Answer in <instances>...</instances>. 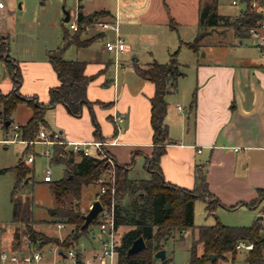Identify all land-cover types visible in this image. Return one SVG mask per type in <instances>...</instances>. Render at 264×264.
<instances>
[{
    "label": "crops",
    "instance_id": "crops-1",
    "mask_svg": "<svg viewBox=\"0 0 264 264\" xmlns=\"http://www.w3.org/2000/svg\"><path fill=\"white\" fill-rule=\"evenodd\" d=\"M212 1L115 0L113 6L107 5L93 12L82 7L84 13L89 16L93 14L91 18L100 10L109 11L102 18L116 17L127 47L119 52L106 48V41L115 37L116 32L113 29L99 30L104 35L98 38L102 40L95 47L94 42L98 39L88 46L70 45L69 47L89 49L87 53L76 57L63 56L87 62L86 73L94 76L88 87V97L98 102L94 103L93 108L85 106L82 114L78 116L71 114L64 104L58 103L48 109L46 120L52 130L60 131L66 139L73 141L99 139L95 133L97 121L101 128L100 134L106 140L107 148L116 162H133L130 166L131 172L138 160L144 158L146 164L148 156L154 151L151 98L156 92L155 82L140 75L134 63L146 68L155 60L166 62L171 58L172 52L180 49L178 59L186 73L180 76L177 90L167 96L169 106L165 119L170 140L166 143V152L161 158L164 178L167 182L193 189L196 169L206 168L209 190L213 199L220 201L215 211L209 212L215 218L209 224L216 223L219 218L223 223H230L228 225H252L264 217V201L253 207L247 205L258 197L259 189L264 188V58L255 38L250 34L246 36L253 39L252 45L260 56L250 55L240 49L242 47H235L233 51L228 49L227 53L221 52L233 55L231 60L224 61L225 56L215 52L213 48L210 50L211 57L205 59L197 56L203 48V42L198 52L184 43L197 36L201 7ZM235 5L242 6L238 12L221 11V0H217L216 10L232 21L247 8L245 0ZM174 22L175 27L172 26ZM94 23L89 24L90 28ZM184 27H190L193 37L184 33ZM171 30L177 34L174 41L164 40L162 44L169 57H164L163 50L152 45L147 51L148 59L141 61V56L134 54L132 60L127 62L134 51L130 47L135 43V38H147L150 40L147 43L149 46L162 35L165 39L170 38L171 32L168 31ZM222 31L225 35L233 33L230 35L241 38L239 42L242 45L245 42V36H239L235 28ZM210 33L211 30L205 38ZM89 36L93 35L86 31L83 38ZM184 45L195 55L189 73L187 65L180 59ZM128 50H131L130 53L122 58V54ZM208 54L204 53V56ZM11 55L18 61L23 72L21 93L25 96L36 95L41 102H49L50 89L60 84L49 54L44 57L24 58L12 54L11 50ZM4 75L9 74L4 70ZM4 83L6 87L0 81V88L4 92L13 89V79L8 78ZM178 105L182 108H178ZM120 113L125 114V120L119 123L115 116ZM32 114L33 109L28 103H20L14 112V119L17 121L15 123L25 124ZM203 201L209 211L208 200ZM229 213L239 219H226ZM196 214L195 204V223ZM253 218L255 219L252 222ZM85 252L89 250L85 249ZM198 252L201 254L203 248Z\"/></svg>",
    "mask_w": 264,
    "mask_h": 264
},
{
    "label": "trees",
    "instance_id": "trees-1",
    "mask_svg": "<svg viewBox=\"0 0 264 264\" xmlns=\"http://www.w3.org/2000/svg\"><path fill=\"white\" fill-rule=\"evenodd\" d=\"M245 1L247 8L232 21L217 12V0L206 3L201 7L197 36L192 41L184 43L198 52L205 36L217 25H232L241 37L250 34V28L257 23L262 14L251 9V0ZM82 7L80 4L78 11L80 28L73 32L66 29L63 33V45L49 53V60L58 74L60 84L50 89V100L47 103L41 102L36 95L25 96L21 93L23 72L18 61L11 55L9 35L0 30V62L3 63L5 72L14 80L12 90L4 92L0 88V130L6 137H9L10 131L14 129V112L22 102L28 103L33 109L31 118L25 124L19 125L21 138L25 140L37 139L42 128L52 130L46 120V113L50 107L62 103L71 114L78 116L82 114L85 106L93 108L94 103L98 102L88 97V87L94 76L86 73L87 62L63 56L70 45L88 46L104 35V32L99 31L94 36L83 38L86 26L94 22V19L84 13ZM94 14L95 17L105 16L109 11L100 10ZM172 26L175 27V22ZM179 51L180 49H177L172 52L168 61L155 60L146 68L139 66L137 62L134 63L140 75L152 79L156 84V92L151 98L154 151L146 160V166L151 172L149 179L130 177V166L133 162L117 163L114 168L115 180L109 183L110 186H114V192L111 187L106 194H100V190L97 192L105 207L114 204L115 223L118 228L117 264H154L156 252L166 248L167 243L177 232H181L183 236L190 227L197 228L198 236L193 242L189 264H218L220 259L235 261L241 252L237 249L240 240L255 243L253 249L245 251L247 264H264V217L252 225H228L219 218L214 224L196 225L195 204L198 199L208 200L207 209L211 213L220 204L219 200L213 199V194L209 190L206 168L196 169V183L193 189L167 182L164 178L161 158L166 152V143L170 140L169 127L165 119L169 106L167 96L177 90L180 76L186 73L178 59ZM95 125L97 138L103 139L97 121ZM29 150L28 144L25 153H30ZM51 162L64 164L65 173L62 178L49 181L55 195V204L49 211L55 221L65 223L71 229L61 241L60 238L54 239L35 228L37 220L33 216V198L18 196L24 187L23 179L26 177L30 179L34 168L29 165L28 159L20 158L19 164L15 167L17 180L12 191L14 206L12 220L17 224L13 236L14 248L22 249L23 237L26 236L38 248L54 242L64 250L75 247L81 255L84 248H77V241L81 236L91 234L92 226L100 223L98 217L87 228H82L85 215L90 210L82 208V191L85 186L99 181L107 172L109 162L107 159L92 155L70 152L60 144L55 145ZM262 201L264 188H260L258 197L247 205L253 207ZM139 237H144L146 246L136 253L129 254L130 247ZM199 243L203 244L201 254L198 252ZM211 254H215L216 258H211ZM168 259L170 264L172 257Z\"/></svg>",
    "mask_w": 264,
    "mask_h": 264
},
{
    "label": "rangeland",
    "instance_id": "rangeland-1",
    "mask_svg": "<svg viewBox=\"0 0 264 264\" xmlns=\"http://www.w3.org/2000/svg\"><path fill=\"white\" fill-rule=\"evenodd\" d=\"M4 6H0V30L10 37V46L12 54L19 55L24 58H34V57H44L51 51H54L59 45L63 44V33L66 29L70 32L73 30L70 28V23L72 21L78 20L79 6H82L93 12L98 9L104 8V6L111 7L115 4V0H0ZM241 5L231 4L230 0H221L220 10L225 12H238ZM65 10H69L71 14V19L65 21ZM102 18L101 16L93 17L94 21ZM91 25L87 26V33L90 35H95L99 32L97 25L90 28ZM90 28V29H89ZM169 30V29H168ZM234 30L233 27H225L224 25H217L211 29V33L203 41V48L199 55L200 58L209 59L211 57V51L214 48L215 52H226L230 50H235V47L245 50L250 55H259V52L254 49L252 45L253 39L250 36H245V42L240 44L241 38L235 37L233 33L225 35L223 31ZM186 35L190 37L193 34L190 27H184L183 29ZM171 32L170 38L165 39V36L158 38L154 44L147 45V38L143 36H138L135 38V43L131 44L134 51L128 57L129 62L132 60V55L137 54L141 56V61L148 59L149 52H147L152 45L158 47L159 50H163L164 57H169L166 54L164 47L162 46L164 40L174 41V36H177L176 32ZM235 32V31H234ZM84 35V34H83ZM169 33H167V36ZM251 35V34H250ZM193 39V38H192ZM102 39H98L94 42V47L100 44ZM230 42H236V45L229 44ZM152 43V42H151ZM92 47V48H94ZM177 48V47H176ZM89 49H79L75 46L69 47L63 54L66 57L83 55L82 53H87ZM131 50H128L125 54H122V58L128 55ZM209 53L204 56V53ZM180 59L183 63L187 65V71L193 67V56L194 53L189 47L184 45L181 49ZM224 61L231 60L233 55L223 54ZM127 58V59H128ZM6 78V79H5ZM8 78L13 79L9 74L4 75L3 63L0 62V81L6 87L4 81H8ZM9 91V89H7ZM15 122H17L15 120ZM14 122V123H15ZM16 124V123H15ZM15 129L10 131L9 137H14ZM5 136V135H4ZM3 137V131L0 130V138ZM8 137V136H7ZM27 143L22 141H11L4 142L0 140V248H5L10 250L14 248V232L17 227L12 220L13 216V201H12V191L16 185L17 171L16 166L20 162V158L24 160L28 158L29 153H25V148ZM29 152H34L36 155L35 162H29L34 168V172L31 178L26 177L23 179L24 187L19 191L18 196H29L33 198V216L37 220L35 228L40 231L45 232L52 238H60L63 240L66 235H68L71 227L67 225V228H59L58 222L54 220L50 214V208L55 204V195L52 189L51 183L45 180L46 170L51 168L53 180H57L63 177L65 173V165L52 163L50 159L43 155L42 152L45 149V145L42 143H36L34 145L29 144ZM92 151L94 147L91 146ZM112 167V168H110ZM115 166H111L109 163V168L102 177L105 182L112 181L114 175ZM130 177L133 179H149L151 177V172L145 164L144 158L138 160L136 167L130 172ZM103 183L100 181L87 185L83 188L81 196V205L84 209L91 208L92 204L99 199L97 192L100 190ZM101 201V200H100ZM196 225L209 224V221H214V215L206 210L205 203L203 200L198 199L196 201ZM226 219L230 221L238 220L239 217L229 213ZM255 218H253L252 222ZM227 223V222H225ZM230 224V223H227ZM236 225V224H231ZM93 232L91 234L83 235L77 241V248L87 249L89 252L93 248L100 247V241L97 238L101 233L99 225H93ZM198 232L196 227H190L181 235V232H177L175 237H173L166 245L168 257H172L170 264H189L191 259V250L193 246L194 239L197 238ZM27 243L26 236L23 237V244ZM61 248L58 244L51 242L50 244L43 247V251L47 254L50 260L58 258V251ZM202 244H198V250H202ZM88 252V253H89ZM246 252L241 251L238 253L237 259L233 261L232 259L224 260L220 259L218 264H246L245 261ZM69 261V260H66Z\"/></svg>",
    "mask_w": 264,
    "mask_h": 264
},
{
    "label": "built area",
    "instance_id": "built-area-1",
    "mask_svg": "<svg viewBox=\"0 0 264 264\" xmlns=\"http://www.w3.org/2000/svg\"><path fill=\"white\" fill-rule=\"evenodd\" d=\"M234 4H238L243 0H232ZM0 6L4 4L0 1ZM250 7L252 10L260 12L262 15L258 19L257 23L250 28V34L255 38L256 45L260 50L262 57L264 58V0H251ZM99 30L113 29L116 34L114 38L108 39L106 41V48L111 51L119 52L125 50L127 47L124 37L121 35L118 27V21L116 17H111V19L100 18L94 21ZM79 19L77 21H72L70 23V28L76 31L80 28ZM178 108H182L178 105ZM115 120L117 122H123L125 120V114H116ZM19 124L14 125V137H3L0 138L1 141L11 142V141H22L27 144L34 145L36 143H42L45 145V149L42 154L46 155L50 161L54 156V147L57 144L63 145L65 150L70 152L80 154V155H92L102 159H107L111 166L116 167V160L107 148V142L104 139H94L91 141H73L66 139L63 134L58 130H48L47 128H42L40 130L39 137L35 140H25L21 138ZM91 146L94 147L92 151ZM64 153V152H63ZM62 153V154H63ZM29 162H35L36 155L34 152L28 155ZM114 167V168H115ZM112 168V167H110ZM113 168V169H114ZM46 181H52V170L48 168L45 174ZM115 180L113 175L112 181ZM103 183L100 188V194H106L110 187L114 192V186H110L109 182H105L103 177L100 178ZM104 206V205H103ZM100 219V229L101 233L98 235L100 241V247H95L91 252H85L79 255L75 247H70L69 249L58 248L57 253L58 258L50 260L47 254L44 253L42 248L36 247L27 237V243L23 244L22 249L11 248L10 250L5 248H0V264H117V244H118V228L115 223V208L114 204L110 207H105L99 214ZM59 228H67L65 223L59 222ZM263 240H264V223H263ZM255 247V243L247 240H240L237 244V249L239 251H248ZM64 251L66 256L62 255L60 252ZM264 254V252H263ZM69 260V261H66ZM154 264H163V261L156 257Z\"/></svg>",
    "mask_w": 264,
    "mask_h": 264
},
{
    "label": "water",
    "instance_id": "water-1",
    "mask_svg": "<svg viewBox=\"0 0 264 264\" xmlns=\"http://www.w3.org/2000/svg\"><path fill=\"white\" fill-rule=\"evenodd\" d=\"M93 14H90V16L92 17ZM71 19V14L69 10H65V21H69ZM10 123V122H8ZM170 207V202H168L167 204V208ZM104 209V206L102 204V202L100 200H96L94 201V203L92 204L90 210L88 211V213L85 215V222L82 226L83 229L87 228L93 220L97 219L100 212ZM262 215L259 216V218H261ZM146 246V242L144 237H139L138 239H136L133 243V245L130 247L129 249V254L131 253H136L140 250H142L144 247ZM62 255L66 256V253L64 251L60 252ZM156 257L160 258L163 261V264H169V259L167 256V250L166 248H162L160 250H158L155 254ZM211 258H216L215 254H211Z\"/></svg>",
    "mask_w": 264,
    "mask_h": 264
}]
</instances>
